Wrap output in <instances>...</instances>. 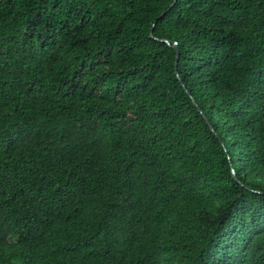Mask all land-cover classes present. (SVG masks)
Segmentation results:
<instances>
[{
  "label": "trees",
  "instance_id": "1",
  "mask_svg": "<svg viewBox=\"0 0 264 264\" xmlns=\"http://www.w3.org/2000/svg\"><path fill=\"white\" fill-rule=\"evenodd\" d=\"M172 1L0 0V264H264V0Z\"/></svg>",
  "mask_w": 264,
  "mask_h": 264
},
{
  "label": "water",
  "instance_id": "2",
  "mask_svg": "<svg viewBox=\"0 0 264 264\" xmlns=\"http://www.w3.org/2000/svg\"><path fill=\"white\" fill-rule=\"evenodd\" d=\"M175 1H176V0H173V1L171 2V4L169 5V8L173 6V4H174ZM163 15H164V12L161 13V15L159 16L158 19H160ZM150 35H151V37H152V29L150 30ZM159 41L164 42V43L170 45V42L167 41V40L160 39ZM171 46H172V47L174 48V50H175L174 68H175V71H176V64H177V60H178L179 50H178V47H177V45H176L175 43H174V44H171ZM176 76H177V78L179 79L177 73H176ZM191 100H192L193 104L196 105V104H195V101H194L193 99H191ZM198 110H199V109H198ZM199 112H200V110H199ZM200 114H201V116H203V114H202L201 112H200ZM206 123H208V122L206 121ZM232 174H233L234 179L236 180V176H235V174L233 173V171H232Z\"/></svg>",
  "mask_w": 264,
  "mask_h": 264
}]
</instances>
